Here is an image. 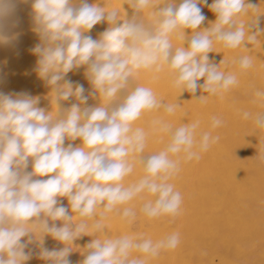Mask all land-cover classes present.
Masks as SVG:
<instances>
[{"label": "clouds", "instance_id": "1", "mask_svg": "<svg viewBox=\"0 0 264 264\" xmlns=\"http://www.w3.org/2000/svg\"><path fill=\"white\" fill-rule=\"evenodd\" d=\"M126 2L142 18L133 16L115 26L122 19L116 8L90 5L87 0H80L79 7L73 6L75 0H32L33 30L41 43L31 51L38 56V76L52 88L53 110L38 107L39 98L29 93L0 92V264H24L30 258L27 243L22 242L29 233L38 238L50 234L66 245L60 250L42 248L39 255L50 264H70L72 242L81 235L98 234L87 244L81 264H150L180 242L178 232L156 241L135 234L107 236L104 222L110 216L134 222L137 211L128 205L136 199L143 201L139 212L149 220L179 216L182 195L170 181L181 161L199 160L219 141L213 131L222 120L214 116L209 130L198 132V120L174 127L162 118L153 119L151 134L167 137V143L146 155L149 132L135 126L136 121L160 109L173 115L179 105L161 103L136 77L141 70L153 79L166 73L180 92L194 94L198 88L207 92L196 99L201 103L210 95L223 96L238 84V73L221 70L225 61L217 66L208 53L216 44L236 50L257 42L258 33L250 32V27L258 26L257 7L246 0H213L209 7L216 20L199 30L206 17L198 4L207 0H182L179 7L173 0ZM160 4L167 6L157 8ZM15 10L16 0H0V44L14 38L8 28ZM245 16L250 18L242 19ZM105 19L113 26L99 40L82 35ZM185 29L193 30L187 48ZM233 63L244 72L253 67V58L243 55ZM82 65L88 66L86 75L99 94L98 106L82 107L88 99L83 85L65 80ZM201 78L202 85L197 83ZM253 95V102L264 107V89ZM73 96L80 103L61 112L59 102ZM243 118L264 131V111L244 112ZM66 138L82 143L65 147ZM29 159L32 171L26 172ZM260 159L264 162V153ZM137 166L140 177L125 183ZM59 197H67L75 215L68 214ZM50 220L63 224L58 227Z\"/></svg>", "mask_w": 264, "mask_h": 264}, {"label": "bare ground", "instance_id": "2", "mask_svg": "<svg viewBox=\"0 0 264 264\" xmlns=\"http://www.w3.org/2000/svg\"><path fill=\"white\" fill-rule=\"evenodd\" d=\"M182 0H173V6L179 7ZM198 4L206 19L199 30L207 29L216 20V14L209 5ZM257 7L255 19L258 26L250 27L251 33H258L257 42L246 43L247 49L226 50L219 44L214 51L208 53L209 61L219 66L225 72H237L238 84L224 93L223 96L210 95L206 103L196 100L201 95H208L202 88L196 93L180 92L172 87L166 73L159 74L153 79L152 74L141 70L136 82L153 89L161 103L178 104L173 115H166L163 109L146 113L136 121L135 126L143 127L149 132L145 154L160 151L167 143V137L153 135L150 132L151 121L162 118L174 127L181 123L187 124L198 120V132L208 131L212 117L222 120L220 127L213 131L219 136V141L201 154L199 160L181 161L180 170L170 181L182 195L181 213L174 220L168 217L147 219L139 212L143 201L136 199L128 205L137 211V217L131 224L122 221L118 216H110L105 220V235L115 237L124 234H135L153 241L162 239L171 233L180 234V242L173 250L162 251L150 261V264H264V162L260 154L264 153V131L258 130L252 119L245 120L244 112L253 115L264 111V107L253 102L254 92L264 89V0H246ZM32 0H16V10L12 17L8 32L14 38L8 44H0V92L5 94L26 92L39 98L38 107L47 112L53 110L51 103L52 88L47 81L41 79L36 72L38 56L31 49L41 43L35 27L31 8ZM90 5L116 8L122 19L116 21L119 26L133 16L142 18V13L135 10L126 0H87ZM74 7L80 6V0H75ZM167 4L157 5V8ZM249 16L242 19H249ZM253 21L249 20L248 25ZM113 25L105 19L97 23L82 35L99 40L102 33ZM192 29H185L183 46H189ZM179 41L173 39V44L179 46ZM174 51V50H173ZM249 55L253 58V67L239 72L233 63L240 56ZM87 65H82L70 71L65 80L83 85L84 95L88 97L82 107H95L100 103L99 94L95 92L87 73ZM61 81L60 83H63ZM198 84L204 83L201 78ZM135 87V84H132ZM124 93H121L123 96ZM80 102L73 96L59 102L62 112L72 104ZM71 143L73 147L80 146L82 141L65 139L64 146ZM26 172L32 171V160L29 159ZM141 170L137 166L125 183L138 179ZM48 177H33L47 179ZM60 203L71 211L67 197H59ZM58 227L63 221H49ZM98 234L81 235L71 245L72 250L68 259L70 264H81L88 249L87 244L96 239ZM30 241V242H29ZM27 243L26 253L30 258L24 264H50L40 257L42 248L60 250L66 245L54 239L50 234L38 238L29 233L22 238ZM134 255H138L135 254Z\"/></svg>", "mask_w": 264, "mask_h": 264}]
</instances>
